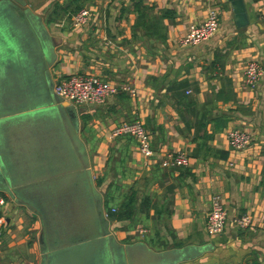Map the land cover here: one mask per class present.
I'll return each instance as SVG.
<instances>
[{
    "label": "crops",
    "instance_id": "1",
    "mask_svg": "<svg viewBox=\"0 0 264 264\" xmlns=\"http://www.w3.org/2000/svg\"><path fill=\"white\" fill-rule=\"evenodd\" d=\"M27 2L60 40L50 68L54 81L91 72L135 88L134 94L119 91L103 103L82 104L79 115L94 181L102 180L97 187L127 189L109 192L116 205L133 191L131 218L149 224L145 233L139 231L142 224L134 229L125 224L119 228L122 236L135 230L142 238L136 240H149L158 250L210 246L178 264H264V72L255 88L242 74L249 59L264 68V0H244L249 22L242 27L236 26L227 0H142L145 8H135L132 0ZM210 5L220 8L218 31L198 44L181 43L188 26L202 21ZM77 7H87L91 16L73 27L65 10ZM130 119L143 121L150 133L156 152L150 165L144 164L134 137L109 136L117 123ZM232 127L251 133L247 147L230 148ZM167 150H184L189 164L162 166ZM215 192L225 203L227 223L222 232L209 234L205 214ZM3 193L0 264H39L37 216ZM243 212L251 214L252 224L239 228L234 218ZM116 238L123 244L135 241Z\"/></svg>",
    "mask_w": 264,
    "mask_h": 264
},
{
    "label": "water",
    "instance_id": "2",
    "mask_svg": "<svg viewBox=\"0 0 264 264\" xmlns=\"http://www.w3.org/2000/svg\"><path fill=\"white\" fill-rule=\"evenodd\" d=\"M236 26L248 24L244 0H227ZM59 38L27 0H0V191L40 222L39 264H178L209 245L158 250L121 243L111 231L75 106L54 92Z\"/></svg>",
    "mask_w": 264,
    "mask_h": 264
},
{
    "label": "built area",
    "instance_id": "3",
    "mask_svg": "<svg viewBox=\"0 0 264 264\" xmlns=\"http://www.w3.org/2000/svg\"><path fill=\"white\" fill-rule=\"evenodd\" d=\"M91 16L87 7H81L71 14V24L79 27L85 24ZM220 26V8L210 5L204 19L191 23L185 35L181 38L183 44H198L210 38ZM264 72L261 63L256 59H249L243 67V81L250 88H255L259 78ZM119 91L135 93V88L128 82L114 83L91 72H74L56 78L54 92L63 100L75 105L103 103L110 96ZM189 91V90H188ZM121 135H129L135 138L138 150L143 157V162L150 165L156 159V152L152 145V138L143 121L139 119L122 120L109 132L111 138ZM230 148L234 151L247 147L252 141L251 133L243 128L232 127L227 132ZM160 164L165 167L187 166L189 156L184 150H167L162 155ZM6 196L0 191V208L5 204ZM110 210L105 207V215L110 219ZM227 223V209L220 193L215 192L210 197L209 208L205 214V229L209 234H217L223 231ZM234 223L239 228H246L252 224V216L243 212L234 218ZM4 218L0 214V241L4 230ZM140 233H145V227L140 228Z\"/></svg>",
    "mask_w": 264,
    "mask_h": 264
},
{
    "label": "trees",
    "instance_id": "4",
    "mask_svg": "<svg viewBox=\"0 0 264 264\" xmlns=\"http://www.w3.org/2000/svg\"><path fill=\"white\" fill-rule=\"evenodd\" d=\"M133 5L135 6V8H145V6L143 5L142 0H132ZM79 8L81 7H77V8H71V10L66 11V13L68 14V16L70 17L72 13H74L75 11H77ZM97 184L100 185L102 183V180L100 178H98L96 180ZM109 198V196H108ZM107 197L105 198V207L108 208L110 210L111 207H115V210L110 212V220H117V219H130L134 213L133 209H134V205H132L133 201H135L136 196L134 194L133 191L130 192V194L128 195V198L126 200H124L120 205L118 204L117 206H109L107 205ZM148 198L147 196L144 197Z\"/></svg>",
    "mask_w": 264,
    "mask_h": 264
},
{
    "label": "rangeland",
    "instance_id": "5",
    "mask_svg": "<svg viewBox=\"0 0 264 264\" xmlns=\"http://www.w3.org/2000/svg\"><path fill=\"white\" fill-rule=\"evenodd\" d=\"M100 190L102 191V193H103V196H104V200H105V198L107 197L108 198V194H109V192H114V193H117L118 191H120V193H122V194H125V192H126V190L127 189H121V190H118V189H111V188H104V190L100 187ZM128 192V191H127ZM108 201H107V205H108V207L109 206H117L116 204H113L110 200H109V198L107 199ZM157 207V206H156ZM142 209H143V206L141 207ZM120 219H117V221H119ZM111 221V220H110ZM113 222L114 221H116V220H112ZM123 221H125V220H123V219H121L120 221H119V223H117L116 225H114V223L112 222L111 223V226H110V228H111V231H112V233L114 234V235H116L119 239H121V240H124L125 239V241L126 240H128V239H142V238H140L139 236H137V232L134 230V233H129V234H127L126 233V231L124 230V232H125V234H127V236H129L128 238L127 237H124V236H122V233H121V230L119 229V228H123V227H125L126 225L125 224H128V226L129 227H131V228H133V227H136L138 224H142V225H140V226H142V227H145V228H148V226H149V224H147V223H145V221L143 220V219H137L136 221H134L132 218H131V220H129V222H127V223H123ZM127 221V220H126ZM151 224H150V226H152L153 225V222H150ZM123 224H124V226H123ZM127 227V226H126ZM134 229V228H133ZM137 237H139V238H137ZM144 239H145V237H144ZM147 239V238H146ZM145 239V240H146ZM147 241V240H146ZM148 243H150L149 242V240H148ZM152 245V244H151ZM153 247H156V246H153ZM157 248H158V246H157Z\"/></svg>",
    "mask_w": 264,
    "mask_h": 264
}]
</instances>
